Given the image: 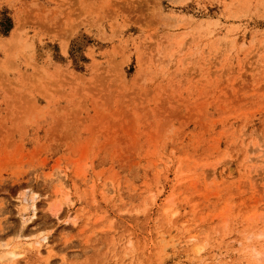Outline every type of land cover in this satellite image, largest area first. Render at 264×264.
<instances>
[{"label": "rangeland", "instance_id": "374dc122", "mask_svg": "<svg viewBox=\"0 0 264 264\" xmlns=\"http://www.w3.org/2000/svg\"><path fill=\"white\" fill-rule=\"evenodd\" d=\"M0 256L264 264V0H0Z\"/></svg>", "mask_w": 264, "mask_h": 264}, {"label": "bare ground", "instance_id": "6f19581e", "mask_svg": "<svg viewBox=\"0 0 264 264\" xmlns=\"http://www.w3.org/2000/svg\"><path fill=\"white\" fill-rule=\"evenodd\" d=\"M18 253L16 252V250L15 249H12V250H10V251H8L7 253H6V257H8L6 260H9V259H12V258H14L16 255H17ZM259 253L258 252H256V254L255 255H258ZM1 257V256H0ZM5 258V257H4Z\"/></svg>", "mask_w": 264, "mask_h": 264}]
</instances>
